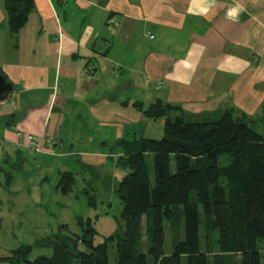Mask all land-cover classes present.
Returning <instances> with one entry per match:
<instances>
[{
  "label": "crops",
  "instance_id": "1",
  "mask_svg": "<svg viewBox=\"0 0 264 264\" xmlns=\"http://www.w3.org/2000/svg\"><path fill=\"white\" fill-rule=\"evenodd\" d=\"M0 73L14 86L0 103L2 259L42 240L26 229L3 240L38 200L24 181L33 168L56 173L60 193L74 165L116 163L118 142L163 127L145 116L158 100L191 122L254 115L264 102V0H32L15 36L0 0ZM23 134L41 141L38 152Z\"/></svg>",
  "mask_w": 264,
  "mask_h": 264
},
{
  "label": "trees",
  "instance_id": "2",
  "mask_svg": "<svg viewBox=\"0 0 264 264\" xmlns=\"http://www.w3.org/2000/svg\"><path fill=\"white\" fill-rule=\"evenodd\" d=\"M4 6L10 34L15 36L27 21L32 0H4ZM172 112L178 114L170 117ZM145 115L163 120L162 137H135L117 143L121 152L118 166L125 172L115 188L121 203L122 238L111 235L93 245L94 224L78 219L82 238L48 237L43 244L37 241L33 246H20L0 262L108 264V244L114 240L116 264H146V256L152 264H182V258L186 264H207L199 240L202 215L217 233L220 253L235 255L236 264H264L259 250L264 242V105L257 119L225 112L216 119L191 122L177 107L158 100ZM221 157L228 158L227 166L219 165ZM73 186L72 174L60 175L57 189L61 194L71 193ZM88 202L91 204L92 198ZM174 216L179 218L182 235L165 255L163 226ZM143 218L150 219L146 254L137 252ZM79 244L89 253L79 251ZM33 247H49L51 255L29 260Z\"/></svg>",
  "mask_w": 264,
  "mask_h": 264
},
{
  "label": "rangeland",
  "instance_id": "3",
  "mask_svg": "<svg viewBox=\"0 0 264 264\" xmlns=\"http://www.w3.org/2000/svg\"><path fill=\"white\" fill-rule=\"evenodd\" d=\"M113 23L110 24V26H112ZM263 105L264 102L259 106L254 115H245L256 119L260 118L259 116L262 112ZM228 112L242 113L236 109H230ZM175 113L176 112L170 113V117L176 116L174 115ZM184 117L186 120L189 119V115H184ZM151 130L153 132L149 131L147 136L148 138L157 140L162 137V128H159L157 123L152 126ZM219 161L220 166L224 167L228 164L227 157H221ZM147 164L149 168V179L152 182L153 171L151 157L147 159ZM46 168L47 166L42 165V171L40 172L33 168L34 171L29 173L28 178L24 180L29 184V188L30 184L38 188L35 192L32 189V191L37 194L38 200H36V203L33 202L31 206L24 210L25 216L22 227H7L5 231L6 237H3V240H10L7 237V233H13L15 236L16 232L20 229H26L25 231L32 230L36 239H42L40 240L42 244L48 240L45 237L53 238L56 235H68L67 237L71 239H74L77 236L82 238L83 233L80 231L78 226V219H81L83 222L90 220L91 223L94 224L96 236L93 239V245L103 243L104 240L111 235H117L122 238L123 223L120 219L121 203L119 198L116 196L115 188L125 172L118 166V159L116 163L115 161L113 163L106 162L96 168L91 167V170L79 168L77 164L74 165V168H72L73 170L71 171L74 179V186L72 192L66 195L56 193V173L50 174L48 172L47 174H44ZM45 177L47 178L46 180ZM222 185H226V181L224 179H222ZM16 186L20 188L22 186L21 182L17 183ZM89 198H92L91 204L88 202ZM11 213L13 214L12 218H14V216H17L18 211H12ZM200 213L202 214L201 211ZM149 220L150 219L148 218L142 219L140 231L138 233L140 236L138 245H141V248H138L139 250L137 252L141 254H146L147 248L150 245V233L147 231ZM178 220L179 218L174 216L170 223H164L163 253L165 255L170 254L173 244L181 238L182 231L181 227L178 226ZM11 223H13V221ZM60 226H66V229L61 230ZM199 240L201 251L207 259V264H236L235 259H237V257L235 255L220 253L217 242V233L210 229L207 220L202 215H200ZM116 243L117 242L114 240H111V243L108 244V264H116L118 257ZM17 245V243L13 244L12 247H17ZM78 250L86 254L89 253V251L82 244H79ZM259 250L263 256L264 263V242L259 244ZM49 255H51V249L49 247H33L29 260H34L39 256ZM151 261V258L146 256V264H152ZM186 263V260L182 258V264ZM74 264L78 263L75 262Z\"/></svg>",
  "mask_w": 264,
  "mask_h": 264
},
{
  "label": "built area",
  "instance_id": "4",
  "mask_svg": "<svg viewBox=\"0 0 264 264\" xmlns=\"http://www.w3.org/2000/svg\"><path fill=\"white\" fill-rule=\"evenodd\" d=\"M114 22L113 19H109L107 24L110 25ZM147 37L150 38L151 36L147 33ZM22 139L24 140V142L27 145V148L31 151L34 152H38L40 150V140L39 139H35L33 136L29 135V134H23ZM46 142L48 144H52V139H47Z\"/></svg>",
  "mask_w": 264,
  "mask_h": 264
},
{
  "label": "water",
  "instance_id": "5",
  "mask_svg": "<svg viewBox=\"0 0 264 264\" xmlns=\"http://www.w3.org/2000/svg\"><path fill=\"white\" fill-rule=\"evenodd\" d=\"M14 90L13 84L0 73V103L7 101Z\"/></svg>",
  "mask_w": 264,
  "mask_h": 264
}]
</instances>
